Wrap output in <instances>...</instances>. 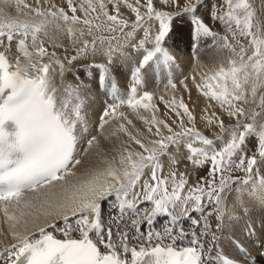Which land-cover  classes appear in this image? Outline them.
Wrapping results in <instances>:
<instances>
[{"label":"snow or ice","instance_id":"6c2138e0","mask_svg":"<svg viewBox=\"0 0 264 264\" xmlns=\"http://www.w3.org/2000/svg\"><path fill=\"white\" fill-rule=\"evenodd\" d=\"M22 5L28 19L7 16L0 7V47L5 49L0 51V213L5 235L11 237L0 249V264H261L264 213L257 222L245 210L248 219L239 234L231 229L226 237L218 234L225 228L224 194L233 183L244 186L237 187V193L247 191L264 208V120L259 119L264 116V28L253 24L251 4L66 0L65 7L49 0H35V6L15 0L18 11ZM53 23L57 29L66 26L75 45L63 58L45 47ZM181 23L194 48L210 39L235 57L227 68L197 84L210 101L203 122L211 138L197 130L182 99L169 105L180 118L175 125L155 116L151 93H138L142 71L150 62L155 70L163 65L170 73L174 56L165 43L183 28ZM104 32L124 33V40L113 45L114 36L98 35ZM98 39L108 44L103 50L106 62L80 66L114 101L99 117L101 130L110 117L127 120L118 112L123 105L137 114L140 108L153 112L150 119L141 117L152 138L131 136L139 150L122 148L118 166L108 158L86 164L79 147V130H88L82 112L93 85L76 75L75 66L89 53L101 51ZM129 43L142 55L131 70L125 99L111 69L117 53L124 64L131 59L124 51ZM68 73L76 83L65 80ZM168 83L176 88L171 79ZM249 97L254 107L246 109ZM119 131L127 129L121 124ZM95 141V136L88 139L83 151L90 152ZM164 156L169 157L167 175L162 173ZM184 160L204 170L194 185H188L185 172L177 171ZM238 170L242 178L234 177ZM27 192L37 193L35 202L27 199ZM160 217L164 223L156 229ZM252 237L249 248L246 242Z\"/></svg>","mask_w":264,"mask_h":264},{"label":"bare ground","instance_id":"6f19581e","mask_svg":"<svg viewBox=\"0 0 264 264\" xmlns=\"http://www.w3.org/2000/svg\"><path fill=\"white\" fill-rule=\"evenodd\" d=\"M49 2L66 7V0H49ZM247 2L252 6L253 24H260V26L264 28V21L261 16V11L263 10H261V4L264 8V0H261V4L259 5L256 0H247ZM24 3L30 6H35V0H24ZM0 7L4 8L5 15L11 16L12 18H18L21 20L29 18L24 14L27 12V9L23 8V5L21 6L20 11L17 10L15 6V0H9V3H4L3 0H0ZM109 8L111 10V6H109ZM125 15H128L127 11H125ZM180 27L183 28L177 31V33L173 36L175 38L171 37L166 41L165 47H167L171 53L170 46L176 45L177 48H180L182 50V52L179 51V54H182L183 56H175L173 53H171L173 56H175V58L173 62H170V73L166 69L164 70V67H162V65L160 66L159 70L156 72V75H159L161 77L160 85L154 82V78L151 76V73H149L155 67L150 62V65L142 71L143 83L138 86V93L141 95L145 91L151 93L152 99L150 102L155 106V116L158 119L165 120V122H170L175 125L179 124L180 118L175 116V114L171 111L169 105L173 101V99H175L176 102H179L182 99L184 103L187 104L195 117V127L197 128V130L204 132L205 135H208L211 138L213 133L205 126V123L203 122L204 115H207V113L203 112V109L206 104L210 103V101L207 97L202 95L201 91L197 88V84L202 83L204 77L213 75L220 67L227 68L229 59H232L234 57H223L220 60L215 59L214 63L216 64L211 68L207 67L204 62L198 64L189 60V55L187 54L186 49L190 48L191 44H188L186 37H183L182 34L186 26L181 23ZM98 35L114 36L111 41L113 45L124 40V33L121 32H116L114 34L104 32ZM140 37L142 38V33H140ZM84 38L91 39V37H87V35ZM174 39L176 41H174ZM29 43H31L30 39ZM44 43L48 51L56 52L61 58L64 57L66 51H75L73 40L67 36L66 26H62L61 29H57L56 24H50L48 29V37H44ZM54 45H60V47H54ZM107 46V42L101 45L100 40L98 39L97 47L101 48V51L98 52L95 56L89 53L86 60L79 61L75 66L76 75H78L80 79L84 80L85 83L93 85L92 90L89 92L87 100L85 101V107L82 112V115H84L86 118V127L88 130L87 132H84L82 128L79 130V147L82 150L81 156L85 158L86 164L90 163L98 165L103 158H108L113 159L118 166L119 155L122 148L126 147L131 151L139 150V146L136 145L134 140L130 138L131 136H137L141 139H144L145 141L152 138V136L147 131L148 125L144 123V120L141 119V117L150 119L153 115V112L151 110L145 111L143 108H140L138 110L139 114H137V111H133L132 109L128 108L127 105H123L118 109V112H123L127 117V120H131L132 123L128 124L127 120L120 119L119 116L110 117L108 118L107 123L104 124L103 130H101L98 117H100L99 115L102 114L104 107L108 104L113 103L114 101L111 100L109 102L107 95L103 96L99 94L97 88L95 87V81L89 79L86 76L85 68L81 67L80 65L98 64L99 62L105 63L107 58L103 55V50H105ZM0 51H5V49L0 47ZM13 51H15L14 45ZM124 51L131 56V59H129L124 64L121 62L119 53H117L114 56L115 63L113 64L111 71L114 72L117 80L116 82H118V84L122 88V90L120 91V95L126 99L127 89L130 88L132 83L131 70L137 66V61L141 58L142 53L138 54L136 50L131 47L130 43L124 47ZM116 69H119V71H117ZM169 79H171L176 84V88H172L169 85ZM65 80L72 83L77 82L75 77L71 73H68L66 75ZM56 86L58 88L61 86L59 76L56 77ZM103 98H105V101ZM243 106L246 109L254 107V104L251 101V97H249V103ZM215 110L217 111V113L220 112V109L218 107ZM257 111H259V109H257ZM184 119L187 120V117H184ZM223 119L226 124L229 123V118L226 115L223 116ZM259 119L264 120V116L260 117ZM121 124H123L127 129V132L119 131V126ZM186 127H188V123H186ZM174 130L178 131L179 128L176 127ZM164 132L165 134H167L166 129L164 130ZM93 136L96 137V141L90 149V152L86 153L83 151V149L88 147L87 140L91 139ZM196 146L199 145L197 144ZM172 151L175 152L176 150L173 148ZM161 159L164 165L162 173L164 175H167L169 171V157L164 156ZM177 171L186 173V178L188 180L189 186L193 183H196L198 176L204 175V170L194 169L190 162L186 160H184L178 166ZM235 176H239L242 178L244 176V173L238 170L234 174V177ZM237 187L243 188L244 186L233 183L231 185V189L224 194L225 214L223 223L225 225V228L221 231V233L218 234H221L225 237L229 235L230 229L236 231L237 234H239V229L243 228L244 221L248 219V216L245 214V210L251 213L253 218L257 219V222L259 221L260 214L264 213V208L261 207L257 199L248 195L247 191L237 193ZM247 187L250 189L251 185H248ZM25 195L28 200L35 202L37 193L27 192ZM24 211H29V209H24ZM232 217H240L242 219L237 222V220L232 219ZM41 222H43V218H41ZM163 223L164 218H158L155 225L156 229H161ZM211 223L213 227H215L217 223L215 216L211 217ZM6 231L7 225L4 223L3 214L0 213V249L11 242V237L9 235H5ZM222 243H225V241H222Z\"/></svg>","mask_w":264,"mask_h":264},{"label":"rangeland","instance_id":"374dc122","mask_svg":"<svg viewBox=\"0 0 264 264\" xmlns=\"http://www.w3.org/2000/svg\"><path fill=\"white\" fill-rule=\"evenodd\" d=\"M256 1H257L258 5L261 4V0H256ZM261 10H262L261 16H262V19L264 21V8L262 7V4H261ZM186 30H187V28L185 27V30L182 34H183V37H186L187 42L189 44L188 30H187V32H186ZM220 32H221V35L224 34L222 28L220 29ZM173 38H175V37H173ZM174 41H176V40L174 39ZM170 49H171V53H173L175 56L180 55L179 53L182 52V50L180 48H177L176 45H171ZM186 51H187V54L189 55V58H188L189 60H191L195 63H198V64L204 62L206 64V66L210 67V68L216 64V63H214L215 59L220 60L223 57H229V58L234 57L233 53L229 49L224 48V47H220V46H214L210 39L202 40L199 43V46L195 47V48L192 47V44H191V47L187 48ZM175 56H174V58H175ZM181 56H183V55L181 54L180 57ZM154 70H155V67L152 69V73L155 75L157 70L156 71H154ZM211 70H213V69H211ZM157 76H156V79L160 78V80H161V77L159 75H157ZM157 84L160 85L159 82ZM98 120H99V117H98ZM190 126L191 125L188 124V127H190ZM97 130H99V129H97ZM194 184L195 183H193L192 185H194Z\"/></svg>","mask_w":264,"mask_h":264}]
</instances>
